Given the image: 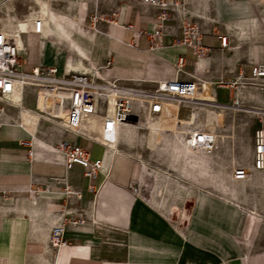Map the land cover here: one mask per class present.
Returning <instances> with one entry per match:
<instances>
[{
    "label": "crops",
    "instance_id": "obj_1",
    "mask_svg": "<svg viewBox=\"0 0 264 264\" xmlns=\"http://www.w3.org/2000/svg\"><path fill=\"white\" fill-rule=\"evenodd\" d=\"M5 6L16 31L3 33L24 47L25 69L54 65L62 75L79 58L104 79L144 87L199 79L210 105L237 107L252 145L264 121V84L246 81L253 65L264 63V0H48L51 12L40 33L32 22L15 24L11 3ZM191 31L203 51L183 41ZM222 35L229 39L224 47ZM179 56L184 65L176 72ZM30 92L21 93L19 106L10 107L13 120L0 130V264H264V171L231 186L213 177L235 165L236 144L212 159L211 177L198 181L196 170L156 164L141 138L105 145L101 116L82 125L83 135L65 130V119L34 108ZM29 114L38 116L34 121ZM164 114L159 122L171 123ZM185 119L195 120L193 114ZM224 125L219 133L240 139ZM62 139L101 159L97 177L77 163L64 165L53 149ZM66 185L79 197L66 195ZM62 219L65 243L54 249L49 231Z\"/></svg>",
    "mask_w": 264,
    "mask_h": 264
},
{
    "label": "built area",
    "instance_id": "obj_2",
    "mask_svg": "<svg viewBox=\"0 0 264 264\" xmlns=\"http://www.w3.org/2000/svg\"><path fill=\"white\" fill-rule=\"evenodd\" d=\"M150 1L155 4L159 0ZM42 26V20L36 19L35 32L40 33ZM197 39V32L191 31L187 33L183 41L203 51L196 45ZM228 40V35H222L220 37L221 46H226ZM152 46L156 47V44ZM183 65L184 58L179 56L175 71H181ZM258 77H264V63L253 65L252 76L246 82L255 85L264 84V81H257ZM112 81L113 84L128 85L127 82L124 83V80L113 79ZM100 82L102 81L97 76L82 71L66 69L62 75H57V68L54 65L37 64L25 69L21 60L19 43L0 30V130L8 121L13 120L7 114L4 105L15 98L17 86H20L23 93L31 91L33 106L37 111L52 119L64 118L67 122L64 129L73 131L76 135L84 134L82 123L91 115L101 116V130L108 139L113 137L121 123L138 122L145 111L157 117L165 113L167 108H171L175 111L173 124L185 129L184 133L189 137L188 145L192 149L212 147L213 141L208 127L198 123L197 120L182 123L178 117L181 108L194 110L196 108L190 106L191 103L203 98L199 92V79L174 77L167 80L150 81L147 86L137 89L122 88L135 90L136 97L120 87V89L106 88ZM108 93L111 95V100ZM139 96L143 99L137 98ZM109 102L112 113H104L103 110ZM104 144L110 146L109 141ZM53 149L62 155L66 167L77 163L85 168V175L89 178H95L100 173L101 159H91L90 153L79 145L62 139ZM32 153V145H30L28 154L32 155ZM251 166L255 170L264 171V121L252 135ZM250 174L251 169L242 164H237L232 169L234 181L248 180ZM89 188L94 190L92 185H89ZM64 192L66 195L73 194L76 197L80 195L79 190H74L67 185L64 187ZM80 221L81 219H77L72 223ZM64 227L65 221L62 219L50 228L49 242L54 249H59L65 243Z\"/></svg>",
    "mask_w": 264,
    "mask_h": 264
},
{
    "label": "bare ground",
    "instance_id": "obj_3",
    "mask_svg": "<svg viewBox=\"0 0 264 264\" xmlns=\"http://www.w3.org/2000/svg\"><path fill=\"white\" fill-rule=\"evenodd\" d=\"M34 2V8H31L30 6V11L26 14V16H24V19H21L18 17L17 13H16V9H15V2H11V7L14 9L13 11V18H14V22L17 25H20L21 27H26L27 25L29 26L30 23H33V31H35V27H34V22L36 19H41L43 22V30L46 27L47 24V18L50 14V9L48 6V0H33ZM0 12L3 14V17L0 16V30L4 33H15L16 29L14 26V23L11 21V14L10 11L8 10V8L4 5V9H0ZM18 12V11H17ZM48 29V28H47ZM49 31V30H48ZM10 37V36H9ZM12 38L14 41L15 39L13 37ZM16 42V41H15ZM20 48V52H22L24 50V47L22 46V44L19 45ZM72 68L68 69V70H74V71H82L84 73L90 74L92 76H97V78L99 80H101L102 82H100L104 87L106 88H110V89H122V88H127V89H137V88H141L143 86L140 85V83H133V84H128V85H124V84H113V81L111 79H104L101 76H99L97 74L96 71H91L89 70V68L85 65V63L77 58L75 59L72 64H71ZM120 87V88H119ZM124 91L129 92L130 95H135V90H125L122 89ZM22 91H21V87L17 86V89L15 91V98L10 101L9 103L5 104V109L7 111V114L10 116V107H18L19 104H17V102L20 100V95H21ZM108 93V97L111 100V95ZM202 97L203 95L200 94ZM206 96V95H204ZM136 97V95H135ZM139 99H143L142 96L137 97ZM187 103V102H186ZM235 105L239 104V99H235V101L233 102ZM192 106L196 109L191 110L190 113L193 112V116L194 119L198 121V123H200L199 120V115H200V111H198L197 109H204V113L206 114L205 118H207V122L212 124L211 125V136H212V141H213V145L211 148H205V149H192L189 145H188V139L189 137L186 136L185 129L183 128H179L177 127V125L173 124V121L171 123H165L162 122L160 123V118L157 117H153L152 115L148 114L147 111H145L141 118L139 119L138 122H133V123H121L118 128L116 129L113 137H109L107 139V137L105 135H103L102 130H101V137L105 140V141H109L112 144H122V145H127L126 143H132V141L134 139L137 138H141L144 140L145 143V147L151 151H155L160 150L162 151V153L164 152L166 154L167 157H169L171 159V161L175 162L176 165H178V167H180V169H193L196 170L198 175L200 176V178H206V177H211V173H210V159L212 155H219L222 150H228L230 149V146L232 144V139L230 138L231 134H220L217 133L219 131H215L214 130V123L212 122V120L209 117V112L211 110H215L213 109L212 105H210V103L206 100L205 97H203L202 99L196 100L195 102L191 103ZM215 105V104H214ZM221 106V105H219ZM215 108V107H214ZM228 108V107H227ZM224 108H222L221 110H223ZM237 109V108H236ZM107 112L110 114L112 113V107L111 104L109 102V104L106 107ZM252 110V109H251ZM191 115V114H190ZM37 114H29L28 118H31L32 120H36L37 118ZM91 117H96V115H91L88 118L84 119L82 125L86 122V123H93L91 121ZM168 118L170 119H174L175 118V111L174 113L171 112L170 108H167L164 114V118H162L163 120H167ZM61 121L63 122L64 118L61 119H57V121ZM182 123L185 122V120H182ZM141 123V125H140ZM66 124L67 122H65V126L64 128H66ZM87 125V124H86ZM123 125V126H122ZM138 126V128H136V126ZM140 125V126H139ZM107 141V142H108ZM238 140H236L237 142ZM140 143V142H139ZM238 145V149L240 151V153L244 154L245 157H250L251 158V143L248 140L242 141L239 140L237 142ZM237 165V164H236ZM236 165H234L233 167H235ZM248 168L251 169V174L250 176L256 171L259 172L258 170L253 169V167L251 166V162L250 164H242ZM233 169V168H232ZM219 174H222V176L224 177L223 182L225 181H229L230 183L228 184V186L233 185L234 180L232 178V170H227L226 168H222L220 169V171L218 172ZM255 176V175H254ZM250 178V177H249ZM255 178V177H253ZM228 183V182H227ZM226 183V184H227ZM231 190V189H230Z\"/></svg>",
    "mask_w": 264,
    "mask_h": 264
},
{
    "label": "rangeland",
    "instance_id": "obj_4",
    "mask_svg": "<svg viewBox=\"0 0 264 264\" xmlns=\"http://www.w3.org/2000/svg\"><path fill=\"white\" fill-rule=\"evenodd\" d=\"M15 2L16 4H15V9H16V13H17V15H18V17L19 18H21V19H24L25 17L24 16H26V14L30 11V6H31V8H34V2H33V0H0V9H4V5L5 4H10L11 2ZM18 11V12H17ZM24 15V16H23ZM0 16H2L3 17V14L0 12ZM21 60H22V62H23V56H22V54H21ZM190 106H192V104L190 105ZM213 109H215V110H211L210 112H209V117H210V119L212 120V122L214 123V130L216 131V130H218L219 128H222L223 126H225L224 124H225V122H229V124H230V126H232V128L230 129V132H235V133H238L239 134V137H240V139L239 140H242V141H245V140H248L249 141V139H247V137H246V135L244 134L245 132H244V130H243V122H244V120H245V118L242 116V117H239L238 115V113L239 112H237L238 110L236 109L237 107H232V108H230V109H223V110H220L219 109V107H212ZM170 110H171V112L172 113H174V110L173 109H171L170 108ZM198 111H200V115H199V120H200V124H202V125H204L205 127H208V128H210V126L212 125H210V124H208V122H207V118H205V116H206V114L204 113L205 111H204V109L202 110V109H197ZM190 109L189 108H187V111H186V113H184V114H182V115H180V119H182V120H186L185 119V116L188 114V116H189V114H193V112L192 113H190ZM222 111V112H221ZM194 117V116H193ZM251 118V117H250ZM246 119H247V117H246ZM261 119V118H260ZM251 120V119H250ZM45 122H47V121H45ZM198 122V121H197ZM262 122V121H261ZM42 124H44V121H40L39 123H38V128L40 129V125H42ZM210 125V126H209ZM217 132V131H216ZM217 133H219V132H217ZM220 134H227V133H220ZM231 134V135H230ZM229 135L232 137L231 139H232V144H231V146H230V150H231V148H233V145L234 144H236V147H237V152H236V155H235V157H236V162H235V165L236 164H250V162H251V158L249 157H245V155L244 154H242V153H240V151H239V149H238V145H237V142L239 141H237L236 142V140L234 139V135L232 134V133H230ZM149 150V149H148ZM229 150V149H228ZM228 150H226V151H228ZM150 151V153H153V157H154V162L156 163V164H159V165H161V166H163V167H170V168H176V167H178V165H176V163L175 162H173V161H171V159L169 158V157H167L166 156V154L163 152L162 153V151H160V150H155V151H151V150H149ZM225 150H222V152L219 154V155H213V158H212V156H211V159H210V164H211V161H213L214 159H215V162H216V158H222V153L224 152ZM141 158L142 159H144L143 160V163L147 166V164L148 163H150V161H148L147 160V158H144L143 156H141ZM213 159V160H212ZM225 164H227V165H229L230 164V162L229 163H225ZM233 164H231L230 166H229V168L228 167H225L227 170H232V168H233ZM187 170H188V168H186ZM185 169V170H186ZM185 170L183 169V171H184V174L186 173L185 172ZM187 173H189V172H187ZM214 178H217L218 180H222L223 181V179H224V177L222 176V174H219L218 172H216V173H214V176H213ZM199 179H197L198 181L201 179L200 178V176L198 177ZM228 182V183H227ZM225 183H227L226 185L228 186V184L230 183L228 180L227 181H225Z\"/></svg>",
    "mask_w": 264,
    "mask_h": 264
},
{
    "label": "water",
    "instance_id": "obj_5",
    "mask_svg": "<svg viewBox=\"0 0 264 264\" xmlns=\"http://www.w3.org/2000/svg\"><path fill=\"white\" fill-rule=\"evenodd\" d=\"M134 119H135V117H134Z\"/></svg>",
    "mask_w": 264,
    "mask_h": 264
}]
</instances>
